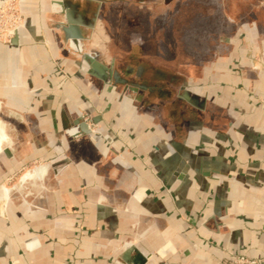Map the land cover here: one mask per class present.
<instances>
[{
  "label": "crops",
  "instance_id": "1",
  "mask_svg": "<svg viewBox=\"0 0 264 264\" xmlns=\"http://www.w3.org/2000/svg\"><path fill=\"white\" fill-rule=\"evenodd\" d=\"M53 1L85 30L103 0H21L0 44V264L264 260V0H226L244 15L230 69L138 100L91 71L104 51L64 39Z\"/></svg>",
  "mask_w": 264,
  "mask_h": 264
},
{
  "label": "rangeland",
  "instance_id": "2",
  "mask_svg": "<svg viewBox=\"0 0 264 264\" xmlns=\"http://www.w3.org/2000/svg\"><path fill=\"white\" fill-rule=\"evenodd\" d=\"M120 5L102 2L97 12L92 3L91 16L98 13L96 25L84 30L85 39L96 43L116 66L142 64L146 77L164 82L157 80L162 73L172 88L195 72L231 68L222 52L232 50V40L239 42L243 29L232 26L227 16H237L239 23L244 15L228 12L226 0H126ZM46 26L51 39H63L50 21ZM25 27L21 0H0V44L11 45L10 38ZM131 39L139 41L133 44ZM225 39L231 41L227 46Z\"/></svg>",
  "mask_w": 264,
  "mask_h": 264
},
{
  "label": "flooded vegetation",
  "instance_id": "3",
  "mask_svg": "<svg viewBox=\"0 0 264 264\" xmlns=\"http://www.w3.org/2000/svg\"><path fill=\"white\" fill-rule=\"evenodd\" d=\"M102 2H105L107 5L112 4H118V6H121L120 3H125L126 0H114V2L111 3V0H103ZM139 2V1H138ZM142 2V1H141ZM147 7H149V5H147ZM230 20V17H227ZM139 40L138 39H131V43L136 44ZM223 44H225L226 46L230 44V42H228L227 39H225V41L223 42ZM230 51L227 52V50L225 52H222L224 54L229 53ZM88 54H90V56L92 57H98L99 59L101 58L100 54L97 53V50L95 49H90L87 52ZM107 66H109L111 68V72L108 73L106 72V77L107 80H111V82H114L116 85H123L125 86L124 90H123V94L125 96H128L129 98L131 97V94H134V96L132 97L135 100L141 99L143 98V95L141 94V92H138L139 89H146L150 92V94H154L156 96H165L169 98V92L166 90L165 86L169 85L166 84L165 81L166 79L168 81L169 78H165L164 79V74L160 73L159 77L157 78V80H163L164 82H159L156 83V79L155 78H151V77H146L144 72V65H136L135 68H133L131 65H124L122 68H120L119 66H116V64H114V60L112 61L111 59H108V62L106 63ZM184 76L182 79L179 80V82L177 83V85H175V90H181L183 85L186 82ZM172 78V77H170ZM179 91H176V94H180ZM182 96V95H181Z\"/></svg>",
  "mask_w": 264,
  "mask_h": 264
},
{
  "label": "water",
  "instance_id": "4",
  "mask_svg": "<svg viewBox=\"0 0 264 264\" xmlns=\"http://www.w3.org/2000/svg\"><path fill=\"white\" fill-rule=\"evenodd\" d=\"M54 2V1H53ZM57 2L56 4L60 7H62L63 5L65 6L66 3L62 2V1H55ZM61 7L59 8V14L61 16V21L63 23L66 24L65 27H63V33H64V39H68L70 41L75 40V39H85L86 36L84 35V33H82V31L84 32V29L79 28L76 25L71 24L69 21H71L69 18V12L67 11H62ZM17 41V33H14V37L13 39H11V43L14 44ZM87 56H85L86 58H89V60L91 61V68H92V72H95V74L100 77L101 79H103L104 81H108L107 77H106V72L110 73L111 72V68L109 66H107L106 64L102 63L100 61V59L98 57H91L90 54H87ZM101 65V66H100Z\"/></svg>",
  "mask_w": 264,
  "mask_h": 264
},
{
  "label": "built area",
  "instance_id": "5",
  "mask_svg": "<svg viewBox=\"0 0 264 264\" xmlns=\"http://www.w3.org/2000/svg\"><path fill=\"white\" fill-rule=\"evenodd\" d=\"M12 38H10V40ZM230 264H264V260L252 258L240 254H231Z\"/></svg>",
  "mask_w": 264,
  "mask_h": 264
},
{
  "label": "bare ground",
  "instance_id": "6",
  "mask_svg": "<svg viewBox=\"0 0 264 264\" xmlns=\"http://www.w3.org/2000/svg\"><path fill=\"white\" fill-rule=\"evenodd\" d=\"M56 3V2H55ZM53 4H54V2H53ZM59 7V6H58ZM0 147H1V143H2V141H3V139H5L4 138V134H2V129L0 128Z\"/></svg>",
  "mask_w": 264,
  "mask_h": 264
}]
</instances>
